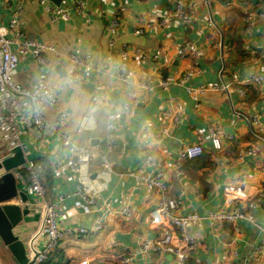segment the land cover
<instances>
[{
    "label": "crops",
    "instance_id": "0c3cea01",
    "mask_svg": "<svg viewBox=\"0 0 264 264\" xmlns=\"http://www.w3.org/2000/svg\"><path fill=\"white\" fill-rule=\"evenodd\" d=\"M47 1L53 7H66L70 19L52 21L40 0H0L1 25L9 27L17 8L22 6L18 19L23 38L52 43L59 50V54L50 53L45 64H40L32 54L25 55L19 62L16 80L27 86L39 78L48 81L59 93L61 106L72 113L63 130L78 144L102 145L112 169L107 170L99 156L78 172L60 167L57 161L68 162L71 148L63 147L55 132L22 128V147L28 160L43 164L42 176L48 197L66 196L60 212L65 218V227L91 228L103 203L115 213L99 233L67 236L59 249L70 264L86 261L90 264H173L170 253L157 254L152 260L139 253L141 239L160 232L159 226L150 223L159 196L128 173L138 169L154 173L156 167L146 159V155L152 153L167 171L170 194L182 200L180 211H196L202 216L224 206V187L236 175L250 176L247 184L251 194L264 189V88L248 89L246 100L237 91V81L259 71L260 57L264 54V17L256 18L253 27L246 30L240 6L244 0L230 6L227 5L230 0H193L197 2L199 13L195 19L189 23L171 19L160 25V19L172 13L173 0ZM78 1L84 3L81 12L74 7ZM247 1L250 5L260 4L264 12V0ZM115 15L120 25L117 34L112 35L108 23ZM139 28L142 34L135 33ZM9 34L12 36L13 30ZM186 40L195 42L201 50L197 63L193 58H181L177 54V47ZM123 50L130 56L132 84L120 76ZM72 57L80 58L89 68L85 65L75 68ZM77 69L80 77L71 80L72 72ZM189 71L192 75L185 78ZM178 78L179 81H173ZM162 79L170 80L168 88L160 84ZM223 81L232 85L230 96L226 90L210 89L196 101L187 92L188 86L212 87ZM141 82L150 84L152 89L141 88ZM130 90L138 93V101L126 114L124 103ZM171 98L183 102V114L171 133L158 140L155 133L162 124L161 111ZM112 112L118 113L120 118L114 131L113 149L107 151L105 138L108 115ZM237 112L249 117L260 116L262 126L253 130H258L263 139L251 132ZM45 114L52 120L58 116L51 106L45 108ZM214 123L234 135V141L222 151L214 149L208 138V127ZM201 137L204 149L214 151L210 164L206 159H196L182 167V171L174 170L172 162L179 145L197 142ZM244 147H252L256 154L239 159V150ZM224 155L232 161H225ZM2 172L0 170V174ZM26 184L18 181L22 190ZM78 184L86 185L98 198L88 210L77 207V202L81 201L76 194ZM125 199L135 209L131 223L119 213ZM13 203L21 202L17 198ZM70 208L75 209L68 217L66 211ZM255 213L260 226L240 221L242 232L232 246L229 242L234 237L233 223L227 222L222 231H216L207 219L193 226L191 230L198 235V241L190 252L189 262L199 258L203 264H260L249 262L248 256L264 234V201L256 207ZM39 216L35 211L24 217L16 233L31 237ZM232 250L238 251L233 258L229 254ZM129 254L131 261L124 263V257ZM11 260L9 264H17Z\"/></svg>",
    "mask_w": 264,
    "mask_h": 264
},
{
    "label": "built area",
    "instance_id": "2783aa9c",
    "mask_svg": "<svg viewBox=\"0 0 264 264\" xmlns=\"http://www.w3.org/2000/svg\"><path fill=\"white\" fill-rule=\"evenodd\" d=\"M238 0H230L228 6L235 5ZM44 9L50 15L52 21L58 19L69 20L70 14L64 6L53 7L47 0H40ZM240 6L244 14L246 30H250L255 24L256 18L264 17L262 6L260 4L250 5L247 0L241 1ZM75 9L82 11L84 3L78 1L75 3ZM22 6L16 10V14L10 21L9 27L0 24V162L9 151L17 146L22 147L21 133L22 128L36 129L41 131L55 132L63 147L71 148V154L68 162L62 163L58 160L60 167L69 168L73 172L80 171L81 167L90 163L95 157L99 156L103 160V166L111 170V165L106 161L107 153L100 144L81 145L71 138L63 130L64 125L71 116V111L61 106L59 93L44 78L37 79L33 84L21 85L16 80L17 69L20 60L28 54H32L40 64H45L47 56L50 53L59 54L57 47L48 42L29 41L23 38V32L19 28L20 21L18 16L22 13ZM198 5L193 0H173L172 13L160 19V25H165L169 20L176 19L181 23H189L198 16ZM120 25L118 16H114L108 23V29L112 35H116ZM212 25V23H210ZM13 30V35L9 33ZM135 33L142 34L141 28L136 29ZM16 48H13V45ZM177 54L181 58H193L195 63L201 58L202 53L198 45L190 40L184 41L177 47ZM139 55V51H137ZM120 76L129 83H133V73L131 71L130 56L127 50L121 53ZM71 61L75 68L88 65L78 57H72ZM189 71L185 78L192 75ZM80 77L78 69L71 74V80ZM180 78L173 80L179 81ZM237 91L243 100L249 97L248 88L256 90L264 88V54L260 57L259 71L243 78L239 81ZM160 84L168 88L171 84L169 79H162ZM210 86H188L187 92L193 99L198 101L199 96L205 94L208 90H226L230 96L231 83L223 81L222 84H213ZM140 87L152 89L150 84L141 82ZM138 93L130 90L127 93L124 108L126 114H129L133 105L138 101ZM47 106L54 107L58 116L56 119H49L45 114ZM97 107V103L94 105ZM184 110V104L180 99L171 98L167 106L161 111V126L155 133V138L163 140L167 137L173 127L180 122ZM249 125L251 132L259 139H263L257 129L262 126V119L259 115L254 114L251 117L244 113L237 112ZM118 113L112 112L108 115L107 133L105 142L107 151L113 149L115 143L114 131L118 128ZM150 136V135H149ZM208 138L214 149L222 151L225 146L234 141V135L228 134L217 123L208 127ZM23 148V147H22ZM24 150V149H23ZM204 139L201 137L194 143H181L176 150V157L172 162V168L182 171L183 165L191 159L197 158L203 154ZM256 151L252 147H244L239 150V159L247 155H255ZM224 160L232 161L231 157L224 155ZM147 162L156 167L154 173L145 172L142 169L130 171L128 175L136 178L140 184L155 192L159 196V202L152 214L150 223L160 227V232L154 237H143L139 244V253L152 260L157 254L170 253L173 256V264H203L201 259L196 258L193 263L189 262L188 257L197 244L198 235L192 232L193 226H199L204 219L212 223L216 231H222L227 222L234 224V237L229 246L236 243L242 228L240 221H247L254 226L259 227L258 219L255 213L258 207L264 201V189L257 194L249 192L248 182L250 176L246 173L231 178L225 185L223 191L224 206L218 210L210 211L206 216H202L196 211L182 213L180 207L182 200L180 197H174L170 194V179L167 171L160 166V159L152 153L146 155ZM44 166L33 160H28L20 168L14 170L17 180L25 182L26 187L23 189L29 196L27 204L30 208V214L38 211L39 223L37 229L31 237L23 240L28 256L27 264H39L54 253L61 242L67 236L89 235L102 231L110 219L113 217L114 210L108 204L103 203L100 214L97 216L91 228L77 226L65 227V218L61 217V209L64 205L66 196L57 194L53 198L48 197L47 188L43 182ZM25 178V179H24ZM76 194L81 198L77 202V207L88 210L92 205L98 202L97 196L88 189L84 184H78ZM15 200V199H14ZM21 202V200L19 199ZM22 203V202H21ZM75 208L66 211V216L74 213ZM127 223H131L135 217V209L127 199L123 202V207L119 211ZM237 250L230 252V257L237 255ZM131 255L124 257L123 262L129 263ZM248 261H257L264 264V234L260 242L256 243L248 256ZM82 264H90L88 261Z\"/></svg>",
    "mask_w": 264,
    "mask_h": 264
},
{
    "label": "water",
    "instance_id": "95a60500",
    "mask_svg": "<svg viewBox=\"0 0 264 264\" xmlns=\"http://www.w3.org/2000/svg\"><path fill=\"white\" fill-rule=\"evenodd\" d=\"M27 161L22 147L17 146L9 151L0 162V242L17 264H27L28 256L23 240L16 234V228L24 217L30 214L27 204L28 194L19 188L14 172ZM19 198L22 203H13ZM0 264H9L0 253Z\"/></svg>",
    "mask_w": 264,
    "mask_h": 264
},
{
    "label": "trees",
    "instance_id": "16d2710c",
    "mask_svg": "<svg viewBox=\"0 0 264 264\" xmlns=\"http://www.w3.org/2000/svg\"><path fill=\"white\" fill-rule=\"evenodd\" d=\"M248 89H252L253 90L252 87H250ZM213 154H214L213 150L204 149L203 154L201 156L189 160L187 163H185L183 165V168H185L188 165V163H190V162H192V161H194L196 159H199V160L206 159L208 161L207 163L210 164ZM39 264H70V262L67 259V257L63 254V252L60 251V249L58 248L54 253L50 254L45 261H43V262H41Z\"/></svg>",
    "mask_w": 264,
    "mask_h": 264
},
{
    "label": "rangeland",
    "instance_id": "374dc122",
    "mask_svg": "<svg viewBox=\"0 0 264 264\" xmlns=\"http://www.w3.org/2000/svg\"><path fill=\"white\" fill-rule=\"evenodd\" d=\"M0 253L3 255V256H5L6 257V260L8 261V262H11L12 260V258H11V256L9 255V253L7 252V250L5 249V247L2 245V243L0 242Z\"/></svg>",
    "mask_w": 264,
    "mask_h": 264
}]
</instances>
